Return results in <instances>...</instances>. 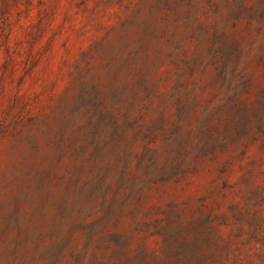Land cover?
I'll return each mask as SVG.
<instances>
[{"label": "rangeland", "instance_id": "1", "mask_svg": "<svg viewBox=\"0 0 264 264\" xmlns=\"http://www.w3.org/2000/svg\"><path fill=\"white\" fill-rule=\"evenodd\" d=\"M0 264H264V0H0Z\"/></svg>", "mask_w": 264, "mask_h": 264}]
</instances>
